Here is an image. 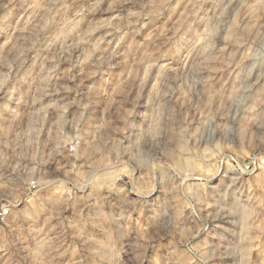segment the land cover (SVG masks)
I'll return each instance as SVG.
<instances>
[{
    "label": "clouds",
    "instance_id": "9594fccd",
    "mask_svg": "<svg viewBox=\"0 0 264 264\" xmlns=\"http://www.w3.org/2000/svg\"><path fill=\"white\" fill-rule=\"evenodd\" d=\"M179 5L180 0L160 5L167 17L145 37L142 55L118 58L105 47L93 60L96 26L77 21L67 30L57 27L60 0H46L23 41L10 38L3 46L11 78L28 88L8 89L9 75L0 82V176L8 177L0 183V200L28 202L14 213L16 228H0V253L11 257H0V264H125L121 253L128 254L127 264H207L217 255L224 257L221 264H234L247 247L230 243L227 234L238 235L246 214H264V192L248 193L241 176L222 165L232 159V147L239 148L245 120L255 129L249 150L254 158L264 155V119L247 103L264 80V0L243 6L241 23L228 28L230 39L223 44L227 21L200 30L188 20L191 4L173 19ZM97 10L101 0L89 8ZM144 15L164 14L141 5L126 17H113L121 20L114 31ZM5 19L0 17V31ZM81 49H87L82 58ZM161 60L177 70L153 83L152 70ZM85 63L91 71H83ZM77 65L80 75L73 71ZM121 66L117 91L96 81L81 87L89 76ZM35 69L40 79L29 83ZM49 84L53 92L75 96L44 100ZM4 112L10 119H2ZM36 176L46 183L34 184ZM209 207L214 211L202 215ZM137 220L149 225L144 239L136 233ZM210 221L225 222L213 223L222 247L207 245L210 251L203 252L187 237L186 225L195 233L206 231Z\"/></svg>",
    "mask_w": 264,
    "mask_h": 264
},
{
    "label": "rangeland",
    "instance_id": "374dc122",
    "mask_svg": "<svg viewBox=\"0 0 264 264\" xmlns=\"http://www.w3.org/2000/svg\"><path fill=\"white\" fill-rule=\"evenodd\" d=\"M46 0H0V17H6L4 20V30L0 31V82L3 81L5 75H9V82L7 84L8 89L23 88L27 90L28 84L23 86L17 84L15 80L11 78L9 69L5 66L3 60V46L9 41L10 38L18 37L23 41L24 37L27 36L29 30L35 24V17L37 13L42 10V5ZM97 0H60V7L56 10L57 27H63L65 30L72 28L76 25L77 21H81L85 26H96V31L93 33V37L90 40L91 44L99 42V48L93 54L92 59H98L100 56V50L107 47L112 51L118 58H126V54L132 56L142 55L146 50L147 41L145 37L154 27H162V20L167 17V10L160 9V5L165 0H137L135 6L133 0H101V9L97 11H89V8L95 4ZM174 3L175 0H169ZM258 0H180V5L177 9L176 15L173 17L174 20H179L181 14L185 11V8L191 4V14L188 17L190 22H193V26L203 30L204 25H207L210 29L213 28L219 20L227 21V27H224V35L221 38L220 43H226L230 39L228 28L233 24L241 23V12L244 10V5L256 4ZM141 5H147L149 12L154 10H160L164 15L163 17L153 18L144 15L140 18L137 23H131L129 20L123 21L128 25L127 29H122L121 32L117 33L114 31V26L121 23V20H113V17H126L129 12L136 11ZM247 19V18H245ZM141 23L144 27L141 28ZM139 29V34L134 31ZM71 43V40L68 41ZM236 46V45H234ZM55 48V45L53 46ZM87 49H81L79 56L82 58ZM243 54V53H242ZM158 55V54H156ZM53 62H49L51 66ZM215 63V62H213ZM159 66L152 70L153 79L155 82L156 77L163 78L169 72H175L177 67L175 64H169L166 61H158ZM67 67V64H61L60 70ZM14 72L15 69H12ZM75 74H81V66L77 65L73 70ZM83 71H91L90 66L85 63L83 65ZM122 66L111 69L109 73L99 74L95 77L89 76L84 80V85L96 81L97 84H104L109 92H115L118 90L120 84V72ZM39 69L33 70L28 76L27 80L29 83L32 81H39ZM57 85L65 83L70 85L71 81H57ZM50 92L49 97H44V100L59 98L63 95H67L70 98L75 96V93H58L52 91V85L46 86ZM247 103L252 106L253 113L259 118L264 119V80L256 85L252 92L247 97ZM11 107L15 108L14 104ZM23 110V109H22ZM73 110L69 109V115ZM2 119H10L9 113L4 112ZM25 129H27V122H25ZM240 146L239 148L232 147V159L227 160L222 165L223 169H233V173L240 175L241 178L247 184V191L260 195L264 192V155L258 152L254 154L249 150L248 142L250 139V133L254 131V127L245 120L240 125ZM3 134V128L0 127V135ZM47 133L44 132L46 137ZM204 152H208L209 149H203ZM239 152V156L236 153ZM50 169L55 168L56 165L52 164L48 166ZM210 170H205L204 174H209ZM200 177H196L199 179ZM126 179V178H125ZM39 180L41 185L46 183L47 178L44 176H36L33 180L35 184ZM8 181L7 176H0V183ZM41 187V194H47V189ZM15 185L9 184L12 188ZM13 199L9 196L8 199L0 200V228L5 233L9 230V225L13 228L20 223L19 219L14 216L16 210L21 209L28 202L23 200L16 203H9V200ZM259 203V201H255ZM4 209H6L5 212ZM214 209L211 207L207 208L202 215H207L209 212H213ZM71 210H66V214H70ZM51 215V213L49 214ZM225 223L224 221H210L206 231L193 232L192 225L188 223L186 225L188 232L187 237L193 245L199 242V246L203 252H208L210 249L207 245H212L214 248L222 247V242L215 238V232L213 230V223ZM226 227H232L231 225L225 224ZM136 233L141 239H144V233L149 231V225L139 220L136 221ZM237 236L233 237L230 233L228 235V241L232 244L246 245L247 247H241L240 255L236 258L234 264H243V258L246 253L247 264H264V214L259 216L248 213L245 215L241 224L236 228ZM151 252V249L148 250ZM121 259L127 264L128 254L121 253ZM0 257L6 262L11 259L10 255L0 253ZM224 257L219 255L213 256L207 261V264H221ZM191 264H203V261L192 260Z\"/></svg>",
    "mask_w": 264,
    "mask_h": 264
},
{
    "label": "built area",
    "instance_id": "2783aa9c",
    "mask_svg": "<svg viewBox=\"0 0 264 264\" xmlns=\"http://www.w3.org/2000/svg\"><path fill=\"white\" fill-rule=\"evenodd\" d=\"M6 211V209H4V211L3 212H5Z\"/></svg>",
    "mask_w": 264,
    "mask_h": 264
}]
</instances>
